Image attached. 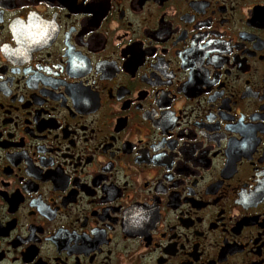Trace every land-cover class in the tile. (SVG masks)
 Returning <instances> with one entry per match:
<instances>
[{"label": "flooded vegetation", "instance_id": "af4514ba", "mask_svg": "<svg viewBox=\"0 0 264 264\" xmlns=\"http://www.w3.org/2000/svg\"><path fill=\"white\" fill-rule=\"evenodd\" d=\"M0 264H264V0L0 4Z\"/></svg>", "mask_w": 264, "mask_h": 264}, {"label": "water", "instance_id": "95a60500", "mask_svg": "<svg viewBox=\"0 0 264 264\" xmlns=\"http://www.w3.org/2000/svg\"><path fill=\"white\" fill-rule=\"evenodd\" d=\"M46 2L52 5H58L65 8H76L80 0H0V4L4 6H13L27 2Z\"/></svg>", "mask_w": 264, "mask_h": 264}]
</instances>
